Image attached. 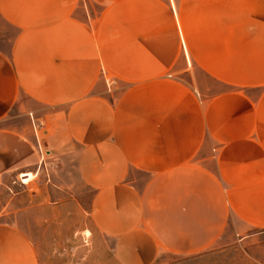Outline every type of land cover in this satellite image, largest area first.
Masks as SVG:
<instances>
[{
	"label": "crops",
	"instance_id": "obj_1",
	"mask_svg": "<svg viewBox=\"0 0 264 264\" xmlns=\"http://www.w3.org/2000/svg\"><path fill=\"white\" fill-rule=\"evenodd\" d=\"M38 147L120 264L264 228V0H0V184ZM0 264H38L2 222Z\"/></svg>",
	"mask_w": 264,
	"mask_h": 264
},
{
	"label": "rangeland",
	"instance_id": "obj_2",
	"mask_svg": "<svg viewBox=\"0 0 264 264\" xmlns=\"http://www.w3.org/2000/svg\"><path fill=\"white\" fill-rule=\"evenodd\" d=\"M25 171L7 174L0 184V222L29 238L38 264H120L112 240L92 222V190L80 179L74 155L58 159L39 149L38 163ZM152 264H264V228L232 217L207 247L163 250Z\"/></svg>",
	"mask_w": 264,
	"mask_h": 264
},
{
	"label": "built area",
	"instance_id": "obj_3",
	"mask_svg": "<svg viewBox=\"0 0 264 264\" xmlns=\"http://www.w3.org/2000/svg\"><path fill=\"white\" fill-rule=\"evenodd\" d=\"M31 123H32L34 133H36V129H37V127L41 126V122H34L33 120H31Z\"/></svg>",
	"mask_w": 264,
	"mask_h": 264
},
{
	"label": "bare ground",
	"instance_id": "obj_4",
	"mask_svg": "<svg viewBox=\"0 0 264 264\" xmlns=\"http://www.w3.org/2000/svg\"><path fill=\"white\" fill-rule=\"evenodd\" d=\"M21 176H22V174H21ZM22 179H23V178H22ZM31 179H32V176H31V174H29L28 178L24 179V182H25V181L28 182V181H30Z\"/></svg>",
	"mask_w": 264,
	"mask_h": 264
}]
</instances>
